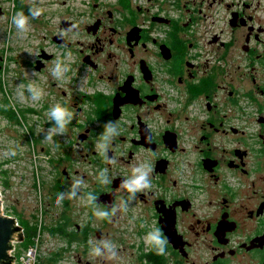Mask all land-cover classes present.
Segmentation results:
<instances>
[{"label": "flooded vegetation", "instance_id": "af4514ba", "mask_svg": "<svg viewBox=\"0 0 264 264\" xmlns=\"http://www.w3.org/2000/svg\"><path fill=\"white\" fill-rule=\"evenodd\" d=\"M6 1L10 5L0 4V16L36 9L28 0ZM82 4L83 25L67 15L69 8L56 23L52 38L64 54L57 62L62 70L49 71L47 88L38 90L40 105H10L30 121L27 114L43 116L59 105L72 114L65 131L79 127V140L55 134L59 149L51 161L57 176L50 190L64 189L63 204L70 206L63 207L62 224H57L64 227L57 233L66 245L53 256L76 245L87 256L92 247L103 248L96 261L108 259L109 233L103 227L112 216L134 222V236L121 234L117 242L119 251L135 256L138 264H150L141 254L154 247L148 237L155 229L166 241L157 264H264V0ZM77 29L89 39L75 42L69 31ZM81 42L85 47L75 49ZM71 52L79 53L78 64L89 74L93 91L75 94L77 59L70 60ZM54 55L41 47L37 71L43 73ZM24 91L33 93L28 87ZM76 104L86 113L83 122L72 113ZM46 120L56 127L51 116L40 122ZM109 125L116 132L105 140ZM75 141L103 142L85 155L95 177L83 172L93 184L83 192L95 199L86 203L81 222L71 212V194L81 192L69 186L79 173L72 170L75 155L68 148ZM108 167L117 172L107 179ZM137 168L151 169L150 187L130 191L125 185L139 174ZM14 216L25 234L32 224ZM43 239L39 232L30 245L21 247L24 240L19 241L14 254L33 247L38 260Z\"/></svg>", "mask_w": 264, "mask_h": 264}, {"label": "rangeland", "instance_id": "374dc122", "mask_svg": "<svg viewBox=\"0 0 264 264\" xmlns=\"http://www.w3.org/2000/svg\"><path fill=\"white\" fill-rule=\"evenodd\" d=\"M28 1L33 3V7L41 11L42 14L36 18H33L31 14L25 15L28 17V23L24 30L17 29L13 23L15 12L0 16V105L4 107L0 111V191L3 210L6 214L18 216L22 223L29 220L33 228H36L37 233L40 232L44 237L39 248L37 264H39L40 260V264H87L88 262L92 264H138L135 256L127 251H119L121 245L120 242H117L121 234L129 239L134 236L132 234L134 231L130 229V224H134V222L124 223L123 218L114 220L112 216L109 217L103 229L104 231L108 230L109 239L107 243L116 250L115 255H111L105 260L96 261L97 257L92 252L93 247L87 256L83 255V252L80 255L76 245H73L75 249L63 251V256L57 262L55 256H53L52 251L66 245L64 238L56 232L54 227L60 223L61 218H64L59 217L63 207L69 208L70 206V204L69 206H64L63 199H60V187L56 189L57 191L50 190V185L57 176L54 162L52 163L51 161V158L58 153L56 150L59 149L54 143L55 134L63 136L66 132L69 138L74 139L79 127H71L61 133L58 127L48 125L47 121L49 120L40 122L43 116H51V113L47 110L44 111L43 116L36 113L27 114V118L33 120L30 121L25 119V116L23 117L20 113L17 116H10V110L7 107L10 105L18 107L27 101L37 106L40 105L38 90H41L43 85L46 86L48 84L49 71L53 72L55 66L60 67L62 70V67L58 64V59L64 58V54L52 38L56 23L63 11L69 8L67 15L74 18L78 25H83L87 20V15L78 13H82L83 10L81 11V9L86 8V5H83L82 2L89 0ZM105 1L114 3L116 0ZM134 1L144 5L147 4L148 0ZM0 4L5 7L10 5L6 0H0ZM214 9L215 6H213L211 11ZM223 11L224 9L221 6L220 15H224L225 12ZM75 31H69L71 32L70 37L75 42L89 39L79 29ZM41 47L55 54L43 73L38 72L35 67V59ZM81 47H85L84 42L75 45L77 50ZM69 58L70 60L77 59L74 60L76 67L73 72L76 77L75 94L93 91L96 87L87 83L89 74L85 69L82 70L78 64L79 53L71 52ZM25 80L29 83H26ZM30 86L36 91L37 95L25 93L24 90L27 87L29 89ZM98 88H102L101 83L97 84ZM46 91L48 90L46 89ZM24 96L27 97L25 98ZM76 100L80 101L77 98ZM77 105L72 113L75 115L76 121L83 122L87 119L86 113L82 109L79 110ZM115 132L110 135V138L114 137ZM37 139L40 140L38 144H35ZM77 139L79 140L76 137ZM96 143V148H101L100 143L103 142L96 141ZM96 143L92 146L88 142L78 143L75 141L68 146L70 152L72 151L75 155L71 159L72 170L79 169V173L74 174L69 186L74 188L77 180L82 181L80 186L74 188L81 193L77 192L71 198L73 205L71 212L78 222H81L86 217V203L90 201L89 197H85L83 189L87 186L93 187L91 180L95 177V172L86 163L85 155L88 150L91 151V147H94ZM107 170V179L117 172L116 167H108ZM84 171L89 173L91 180H88L89 176H86V179L83 175ZM5 177L7 185L3 183V178ZM55 182L54 185L56 184ZM64 210L66 211V209ZM114 214H117L116 211ZM92 233L94 234L93 239L96 238L95 230ZM32 243L30 242L28 245ZM24 246L26 245H21V247ZM102 249L101 251L104 252V249ZM16 254L17 259L20 260V257L26 253L18 251Z\"/></svg>", "mask_w": 264, "mask_h": 264}, {"label": "clouds", "instance_id": "9594fccd", "mask_svg": "<svg viewBox=\"0 0 264 264\" xmlns=\"http://www.w3.org/2000/svg\"><path fill=\"white\" fill-rule=\"evenodd\" d=\"M30 14L33 16V18H36L37 16L40 15V11L38 9H30L29 10ZM13 23L19 30H24L27 23H28V17L25 16L22 12L16 13V15L13 17ZM29 91H32L34 95H37L35 91L29 87ZM51 118L56 120V127L59 128L60 132L62 133L68 121L72 118V114L68 112L66 109L62 108L61 106L57 105L51 110ZM115 127L112 125H109L106 129V135H105V140L108 139V137L115 132ZM151 169L148 168L147 171H141L139 168L134 169V173H139L138 175L135 176V179L131 181V183L126 184L125 186L128 187L130 191H136V190H143L147 187H150V181L148 180V175L150 173ZM103 175V173L101 174ZM82 184V181L77 180L74 188L78 187ZM71 195H75V192H73ZM60 199H63V196L60 195ZM95 197H89V200H94ZM101 215L107 216V213H102ZM149 241L156 247L157 249V254L163 255L165 253V244L166 241L162 239L161 233L159 229H155L153 232L149 234L148 237ZM105 248L109 249V253L112 255H115V252L113 251L112 246L109 244L105 243L104 244ZM93 254L96 256H103L104 253L101 251L100 247H95L92 250Z\"/></svg>", "mask_w": 264, "mask_h": 264}, {"label": "water", "instance_id": "95a60500", "mask_svg": "<svg viewBox=\"0 0 264 264\" xmlns=\"http://www.w3.org/2000/svg\"><path fill=\"white\" fill-rule=\"evenodd\" d=\"M24 238L23 227L17 224V218L4 212L0 191V264H14L15 255L11 250Z\"/></svg>", "mask_w": 264, "mask_h": 264}, {"label": "trees", "instance_id": "16d2710c", "mask_svg": "<svg viewBox=\"0 0 264 264\" xmlns=\"http://www.w3.org/2000/svg\"><path fill=\"white\" fill-rule=\"evenodd\" d=\"M9 110H10V112H9V115L10 116H17L18 115V111H19V109H14L13 107H11V106H8L7 107ZM4 109V107L3 106H1L0 105V111L1 110H3ZM18 110V111H17ZM4 180H3V183L5 184V185H7L8 183H7V179H6V177L5 178H3ZM64 191V189H62L61 190V192H63ZM60 193V192H59ZM24 222H26L27 223V221H24ZM67 222V221H66ZM21 223V222H20ZM58 224H62V222H60V223H58ZM62 228H64V227H62L61 225H56L55 227H54V229L56 230V232H58V231H62ZM36 233H37V230H36V228H33V225H28L26 228H25V239H24V241H22V242H20V246L23 244V245H28L30 242H33V240H34V237L36 236ZM77 231H76V227H74L73 228V231H72V235L73 236H76L77 235ZM19 246V247H20ZM54 254V253H53ZM55 256V260H56V262H57V260H59V258L62 256V252L61 251H58V252H56V255H54ZM144 258H146L148 261H149V263L150 264H157L158 262H162L163 261V255H159V254H157V249H156V247L154 246L153 248H151L150 249V251H148L147 253H142L141 254V259H144ZM40 262H41V260L39 261V264H40ZM58 264H61V263H58Z\"/></svg>", "mask_w": 264, "mask_h": 264}, {"label": "built area", "instance_id": "2783aa9c", "mask_svg": "<svg viewBox=\"0 0 264 264\" xmlns=\"http://www.w3.org/2000/svg\"><path fill=\"white\" fill-rule=\"evenodd\" d=\"M12 253L14 254V250H12ZM25 253L26 254L20 257V260L17 259V254H14L15 255L14 264H37L35 248L31 247Z\"/></svg>", "mask_w": 264, "mask_h": 264}]
</instances>
